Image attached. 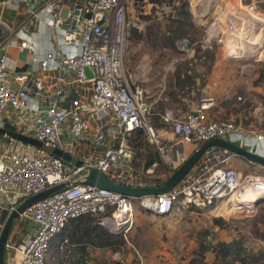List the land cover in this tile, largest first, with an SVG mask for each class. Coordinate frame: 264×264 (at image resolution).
<instances>
[{
  "label": "built area",
  "instance_id": "obj_1",
  "mask_svg": "<svg viewBox=\"0 0 264 264\" xmlns=\"http://www.w3.org/2000/svg\"><path fill=\"white\" fill-rule=\"evenodd\" d=\"M203 1L189 0L191 6ZM128 3L0 0V117L12 116L21 131L30 115L25 134L43 143L42 149L28 150V144L6 137L0 150V235L25 200L82 179L91 169L123 186L156 187L215 138L264 156L262 104L248 125L211 116L216 106L211 97L189 110L155 109L147 87L128 75ZM208 8L198 40L203 48L221 50L229 60L264 61V10L244 0H209ZM41 27L52 32L37 39ZM11 48L31 54L26 70L12 58ZM54 149L80 164L66 162ZM236 156L221 146L209 147L177 186L161 194L132 197L85 183L63 188L19 213L5 244V264H49L53 239L82 216L92 215L110 232L123 234L128 245L137 207L158 216L184 215L220 205L233 209L234 195L248 190L252 198L264 195V175L243 174ZM134 250L139 264H146Z\"/></svg>",
  "mask_w": 264,
  "mask_h": 264
},
{
  "label": "rangeland",
  "instance_id": "obj_2",
  "mask_svg": "<svg viewBox=\"0 0 264 264\" xmlns=\"http://www.w3.org/2000/svg\"><path fill=\"white\" fill-rule=\"evenodd\" d=\"M128 1L131 10L129 20L134 27H138L144 33L141 39L129 40L126 57L128 75L131 81H137L147 87L150 101L157 110H162L163 105L168 108L179 106L187 110L195 107L203 97H211L216 100V106L211 109V116L215 114L218 118H232L230 115L234 114L236 115L234 119L243 125H248L254 120L253 110L260 104L264 105L262 97L264 61L229 60L225 59L220 50L217 51L215 64L213 62L211 65L212 70L208 71L212 60L209 56H205L207 50L198 40L208 22L209 0H204V8L207 9L204 10V14H196L195 5L190 6L194 11V13L192 11L193 15H196L194 20L199 30L195 36L197 41L193 45H184L183 42L188 38L178 39L174 48L169 46L167 25L170 23L173 6L180 5V0ZM244 2H254L260 10H264V0H244ZM146 15L150 16L149 20L145 18ZM180 73L184 76L196 75L197 84L179 89L176 77ZM249 87L251 90L248 89ZM173 92L178 95L176 101L170 97ZM239 95L243 96L240 100ZM4 122L0 117V123ZM44 152L48 154L51 150L45 148ZM235 159V165L243 174L264 175L260 168L262 166L251 163L241 156H236ZM242 198L245 197L236 194L231 199L234 207H237L233 209H240L236 210L237 212L223 205L224 211L221 210V214L220 211L215 213L218 217H224L231 226L222 227V230L216 234L211 232L207 237L208 242L226 240L235 235L243 237L254 250L264 248V246L258 248L256 243L257 237L264 236L262 225L264 203L255 207L253 205L257 197L252 199L249 196L248 199L253 201H245L249 205H243L240 201ZM136 210L144 211L138 207ZM145 212L136 215L133 230L130 232L128 246L132 249L124 250V253L116 258L113 254L100 253L97 256L99 264H139L134 248L140 251L146 264H188L193 251L198 247L199 234L204 229L211 228L215 217V214L211 213L203 215L186 213L182 216L165 217ZM229 232L233 235L230 236ZM130 251L133 255L128 258Z\"/></svg>",
  "mask_w": 264,
  "mask_h": 264
},
{
  "label": "trees",
  "instance_id": "obj_3",
  "mask_svg": "<svg viewBox=\"0 0 264 264\" xmlns=\"http://www.w3.org/2000/svg\"><path fill=\"white\" fill-rule=\"evenodd\" d=\"M190 6L189 0H180V5L173 6V13L170 14L169 18L170 23L167 25L169 28L167 30L170 40L169 46L172 48L175 47V41L178 39L188 38L186 45H193L197 41L195 36L199 30ZM145 18L149 20L150 16L146 15ZM143 36L144 33L141 29L131 26L130 41L134 38L141 39ZM205 50H207L205 56H209V59L212 60L210 67H208V71H211L212 63L215 64L216 62L217 51ZM205 62L207 63V61ZM180 74L176 77V84L180 86L179 89L197 84L196 75L187 74L184 76ZM170 97L174 101L178 100V95L174 92L170 94ZM262 97L264 99V95ZM161 104L163 105V103ZM162 108L164 110L168 107L163 105ZM234 120L238 123L236 119ZM154 159L155 157L152 156V160ZM213 221L223 228L228 226L223 218L215 217ZM211 232L213 234L211 228H206L199 234L198 247L193 251L188 264H209L207 261L209 252H214L216 256L213 264H264V248L254 250L241 236L231 241L218 240L211 243L207 239ZM125 245L126 239L123 234L110 232L98 222L96 217L86 215L72 219L63 231L53 239L49 249V264H89L93 258L91 254L94 250L108 249L117 252L121 251Z\"/></svg>",
  "mask_w": 264,
  "mask_h": 264
},
{
  "label": "water",
  "instance_id": "obj_4",
  "mask_svg": "<svg viewBox=\"0 0 264 264\" xmlns=\"http://www.w3.org/2000/svg\"><path fill=\"white\" fill-rule=\"evenodd\" d=\"M28 65H25L22 70H26ZM88 75H91L89 70L87 69ZM0 137H12L23 144H28L35 146L38 149L43 148V143L36 139L35 137L25 134L17 129V127L12 124L11 122H4L0 123ZM211 146H221L223 148H226L230 150L233 153H236L237 155L247 159L249 162L262 165L264 166V156L259 155L253 152H250L246 148L230 142L226 139L222 138H215L213 140H210L206 143H204L197 151H195L188 159L187 161L181 165L172 175L171 177L162 185L156 186V187H128L123 186L120 184L115 183L112 181L105 172L99 171L97 169H91L87 171L82 179L73 178L69 182L58 184L51 186L47 188L46 190L42 191L39 194H36L27 200H25L23 203H21L17 210L13 211L11 215L8 217L4 228L2 230V233L0 235V264H5V244L9 236V232L13 226V223L15 219L18 217L19 213L29 206H31L33 203L42 200L53 193L66 188L70 185L78 184V183H85V184H91V185H97L101 188L113 190L116 192H120L127 196L132 197H140L144 195L149 194H161L165 192L171 191L175 186L179 184V182L185 177V175L192 169V167L198 162V160L201 158L203 153ZM53 154L59 157H63L64 160L68 163L76 162L77 164H80L79 161H76L73 159L70 155L63 152L60 149H54ZM255 204L253 206L258 207L262 202H264V195H261L257 197V199L254 200Z\"/></svg>",
  "mask_w": 264,
  "mask_h": 264
},
{
  "label": "crops",
  "instance_id": "obj_5",
  "mask_svg": "<svg viewBox=\"0 0 264 264\" xmlns=\"http://www.w3.org/2000/svg\"><path fill=\"white\" fill-rule=\"evenodd\" d=\"M195 15V14H194ZM196 16V15H195ZM52 32V30H51V28H48V27H41V29L39 30V34H37V35H35L36 36V38L37 39H39V35H41L42 37L44 36V38H45V34L44 33H46V34H49V33H51ZM37 42H38V44L40 45V47H44V48H46V44L45 45H42V43H41V41L40 40H37ZM10 55L12 56V58H14L15 60H16V62H17V64H19L20 66H23V65H25V63H26V60L31 56V54H29L27 51H22V50H20V49H18V48H11L10 49ZM18 87V86H17ZM249 90H251L250 89V87L248 88ZM255 91H257V90H255ZM239 96H241V97H243L242 95H239ZM238 96V97H239ZM253 113H254V110H253ZM17 115V114H16ZM15 115V116H16ZM232 118H236V115H234V114H231L230 115ZM17 117H18V115H17ZM1 119L3 120L4 119V121L6 122V121H8V122H11V121H13V123L15 124V126H17L18 127V124L16 125V123H15V120L16 119H13L12 118V116L9 118V119H5V118H3V117H1ZM21 121H23L22 119H21ZM25 121V122H24ZM23 121V125H27V126H29L30 127V124H32V122H33V117H31L30 115H28V120H27V117L25 118V120ZM27 126H23L24 127V130H22L21 129V132L23 131L24 133H25V131H26V129H28V127ZM18 129H19V127H18ZM6 142V137H0V147L2 146V148L1 149H3L4 148V146H5V143ZM25 149H28V150H35L36 149V147L35 146H32V145H29V146H25L24 147ZM0 149V150H1ZM38 149V148H37ZM260 166H262V165H260ZM261 168V171L264 173V166H262V167H260ZM264 202H262L261 204H263ZM246 205H249V204H246ZM221 206V205H220ZM218 208V209H217ZM215 207V208H212L211 210H209V211H202V212H188L189 214H198V215H203V214H209V213H211V214H215L217 211H220L219 212V214H221V210H223L224 211V206H222V208H220V207ZM233 208H237V207H233ZM244 208V207H243ZM239 209V208H238ZM242 209V208H241ZM233 210H235V209H232L231 211H233ZM139 212L140 213H144V211H139V210H136V215L137 214H139ZM146 213V212H145ZM148 213V212H147ZM223 214H224V212H222ZM155 215V214H154ZM156 216H158V215H156ZM170 216H180V215H177V214H173V215H169V216H165V217H170ZM182 216V215H181ZM217 215L215 214V217H216ZM215 217H213V218H215ZM216 218H221V217H216ZM223 219H224V217H223ZM226 222H227V224H228V226H231L230 224H229V222L226 220V219H224ZM263 226H264V224H262ZM227 226V227H228ZM211 230L213 231V233H215L216 234V232H220L221 230H222V227L220 226V225H218V224H216V223H214V221L212 220V224H211ZM230 233V236H232L233 235V233L232 232H229ZM240 236H233V237H231V238H229V239H226V240H222V241H231V240H233V239H235V238H239ZM248 238V237H247ZM256 243L258 244V248L259 247H262V246H264V236L263 237H257V239H256ZM215 242H217L216 240H214L213 241V243H215ZM249 245V244H248ZM253 246V245H252ZM128 250V249H132L131 247H129L127 244L125 245V247L121 250V251H117V252H114V251H112V250H108V249H96V250H94L93 252H92V259L90 260V262H89V264H95V263H97V264H99V261H98V255L100 254V253H105V254H107V255H110V254H113V256H114V258H116L117 256H120V255H122L123 253H124V250ZM128 258H131V256L133 255V252H129L128 253ZM215 259H216V256H215V254H214V252H209L208 254H207V261H208V263L209 264H213L214 263V261H215ZM154 262H156V260L154 261ZM188 263H189V261H188ZM150 264H152V263H150Z\"/></svg>",
  "mask_w": 264,
  "mask_h": 264
},
{
  "label": "bare ground",
  "instance_id": "obj_6",
  "mask_svg": "<svg viewBox=\"0 0 264 264\" xmlns=\"http://www.w3.org/2000/svg\"><path fill=\"white\" fill-rule=\"evenodd\" d=\"M197 7V8H196ZM203 9H204V1L203 2H201L200 4H196L195 6H194V11H195V13L196 14H201L202 12H203ZM248 193H250V191L248 190L247 191V194L245 195V194H243L242 196H244L245 198H242L240 201L242 202V204L243 205H246V204H248V203H246V202H248V201H253L252 199H248L249 198V195H248ZM260 195V194H259ZM261 196V195H260ZM259 197V196H258ZM246 201V202H245Z\"/></svg>",
  "mask_w": 264,
  "mask_h": 264
}]
</instances>
